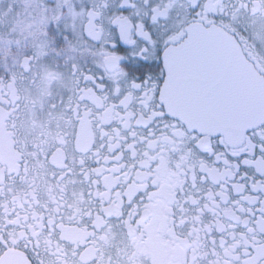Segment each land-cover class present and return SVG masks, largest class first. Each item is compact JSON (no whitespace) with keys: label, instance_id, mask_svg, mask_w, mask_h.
Returning <instances> with one entry per match:
<instances>
[{"label":"snow or ice","instance_id":"obj_1","mask_svg":"<svg viewBox=\"0 0 264 264\" xmlns=\"http://www.w3.org/2000/svg\"><path fill=\"white\" fill-rule=\"evenodd\" d=\"M0 264H264V0H0Z\"/></svg>","mask_w":264,"mask_h":264}]
</instances>
